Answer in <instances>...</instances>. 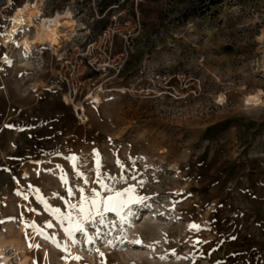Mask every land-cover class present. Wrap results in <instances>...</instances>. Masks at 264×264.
Returning a JSON list of instances; mask_svg holds the SVG:
<instances>
[{"label":"rangeland","instance_id":"obj_1","mask_svg":"<svg viewBox=\"0 0 264 264\" xmlns=\"http://www.w3.org/2000/svg\"><path fill=\"white\" fill-rule=\"evenodd\" d=\"M26 1L0 0V264H264V0H144L126 66L100 78L86 125L64 102L59 55L6 46ZM106 5L43 1V18L71 9L78 23L61 54L108 25ZM130 187L147 206L127 223L106 212L105 227L95 193Z\"/></svg>","mask_w":264,"mask_h":264},{"label":"built area","instance_id":"obj_2","mask_svg":"<svg viewBox=\"0 0 264 264\" xmlns=\"http://www.w3.org/2000/svg\"><path fill=\"white\" fill-rule=\"evenodd\" d=\"M106 3L105 0H101ZM128 0H120L110 3L104 11L97 13V19L108 18V14L116 12L108 19V25L96 32V37L85 43L82 49H78V54L73 58L72 52L59 54L58 79L65 88V95L70 101L64 100L66 105L73 106L78 122L86 125L90 119L87 112L79 111L80 106L85 107L87 101L97 94L103 87L99 82L103 76H118L123 71L129 58L128 46L140 31L141 23L139 19L138 7L144 0H131L136 6L134 13L127 15L124 4ZM95 20V19H94ZM92 21V23L94 22ZM124 42L125 50L116 53L117 41Z\"/></svg>","mask_w":264,"mask_h":264},{"label":"bare ground","instance_id":"obj_3","mask_svg":"<svg viewBox=\"0 0 264 264\" xmlns=\"http://www.w3.org/2000/svg\"><path fill=\"white\" fill-rule=\"evenodd\" d=\"M44 0H28L26 3L16 9L9 19V29L6 35L8 36L6 46L11 44H16L17 46L23 48L24 56H29L37 58L34 55V50L36 48L40 49L42 47H47L50 51H53L55 55H59L62 51L63 44L72 41L73 38L79 36L77 21L71 9H67L64 12H58L52 17L43 18V13L41 6ZM7 6H10L12 0H6ZM1 5V3H0ZM33 29V36H29L27 31ZM20 39H18L19 35ZM33 58V59H34ZM28 60L22 59L20 61V67L27 66L26 62ZM96 95V96H95ZM91 97L94 107L100 108L104 100L100 94H95ZM67 101H70L67 95ZM93 98V99H92ZM260 101V96H251L247 99V103L256 104ZM84 106L78 108L79 111L86 112ZM80 256L81 259L83 255L74 253L73 257ZM80 259V260H81ZM75 262L79 261L73 259ZM93 261V260H92ZM6 262V259H4ZM19 264H27L25 261H20Z\"/></svg>","mask_w":264,"mask_h":264},{"label":"snow or ice","instance_id":"obj_4","mask_svg":"<svg viewBox=\"0 0 264 264\" xmlns=\"http://www.w3.org/2000/svg\"><path fill=\"white\" fill-rule=\"evenodd\" d=\"M75 159V158H73ZM133 179H135V177H133ZM143 183V182H141ZM105 188V190L107 191V186H103ZM135 193V189L130 187L127 192H120L116 194L115 198L112 197H103V198H99L100 197V193L96 192L95 195L97 197V199H93L92 201V206L95 208V215L100 217V223L104 224L105 227L108 226V224L110 223L109 221L106 220L105 218V213L106 212H113L116 214V216H118L120 218V222L121 223H127V217L134 215L132 209H131V205L132 204H140V205H144L147 206L146 201H147V197L144 196H139V195H134ZM101 208L103 210H101ZM56 212H59V209L55 210ZM91 216L86 214L85 219H90ZM70 219V218H69ZM49 227H51L52 225L49 224ZM115 226V225H113ZM193 228H198V226L196 225H192ZM76 228L79 229L82 233H83V228L81 227L80 224L76 225ZM69 235H71V231H69ZM101 234L97 233V238H99ZM111 235V232H105L103 233L104 237H108ZM126 233L124 234V236L121 238V240L119 241L120 243H123L124 239H126ZM115 239V238H113ZM75 242V241H74ZM88 243L94 244L95 240L89 238L87 240ZM133 243L135 244H142L141 240H136ZM104 244L106 246L109 247H116V244H114L112 242V240H109L107 238L104 239ZM67 250V249H65ZM91 251V250H90ZM96 251H99V249H96ZM100 255L103 257L104 253L100 252ZM72 259H75L77 261H79L81 259L80 256H75V257H71Z\"/></svg>","mask_w":264,"mask_h":264},{"label":"trees","instance_id":"obj_5","mask_svg":"<svg viewBox=\"0 0 264 264\" xmlns=\"http://www.w3.org/2000/svg\"><path fill=\"white\" fill-rule=\"evenodd\" d=\"M105 1L107 2V4H110V3L118 2L120 0H105ZM212 1L214 4H216V3L219 4V2H220V0H212Z\"/></svg>","mask_w":264,"mask_h":264}]
</instances>
